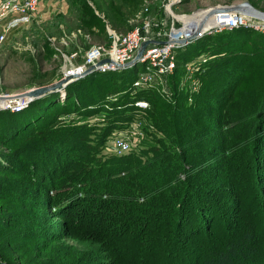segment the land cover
<instances>
[{
  "label": "trees",
  "instance_id": "1",
  "mask_svg": "<svg viewBox=\"0 0 264 264\" xmlns=\"http://www.w3.org/2000/svg\"><path fill=\"white\" fill-rule=\"evenodd\" d=\"M75 1L77 28L95 39L108 24L129 26L145 3L95 0L101 16L87 0ZM249 1L264 10V0ZM181 49L178 59L198 63L200 89L190 104L183 101L190 94L134 92L136 71L124 68L91 72L22 111H0V121L11 118L0 129L9 149L0 150V201L14 213L0 210V264L36 263L33 249L15 253L45 239L36 228L45 207L65 222L53 241L60 231L87 245L83 264H264V78H256L264 72V34L212 32ZM247 76L256 89H240ZM49 96L37 117L17 123L16 115L26 119L25 110ZM74 114L102 122L68 119ZM136 120L141 142L124 154L107 152L113 132Z\"/></svg>",
  "mask_w": 264,
  "mask_h": 264
},
{
  "label": "rangeland",
  "instance_id": "2",
  "mask_svg": "<svg viewBox=\"0 0 264 264\" xmlns=\"http://www.w3.org/2000/svg\"><path fill=\"white\" fill-rule=\"evenodd\" d=\"M170 1L171 0H145L144 9L142 8L137 12L135 17L131 18L129 26L117 30L126 33L134 26L148 21L152 29L157 32L159 36H163L169 33L174 23H178L181 19L177 18L178 16L185 15L184 19H186V24L189 23V25H186V31H188L190 27H194L195 23L198 22L197 18L203 13L198 12L199 9H205L216 5L238 3H226L220 0H183L171 6V9H169ZM53 2L56 3V7L65 13L57 9V14L52 15L51 19L43 20L40 14V6L41 3H43L41 2L31 22L23 24L19 29L12 31L8 35L6 43L0 48V94L22 93L32 88L48 85L55 79L61 78L60 76L64 68L63 52L71 53L77 50V61L81 62L84 59L83 55L92 45L109 46L110 39L106 30L103 32L100 30L98 33L99 36L96 39L84 30H82L81 33L78 32L79 28L77 27L82 25V22L77 20V10L75 9L77 6L81 8L78 1L53 0ZM158 2L160 5L154 7L153 4H157ZM63 3L66 5L63 6ZM87 3L96 14H100L96 7L95 0H87ZM100 15L103 16V14ZM193 22H195L194 25L190 26ZM212 26L213 25L210 26L207 24L206 29L208 30L209 27ZM76 30L77 35L73 36L72 34ZM95 30L99 31L98 29ZM184 31L182 33H184ZM212 35L213 34H210L208 36ZM182 53L183 50L181 48L176 52L174 60L175 68L173 73L168 76L169 80L167 87L169 88L170 94H166L165 96L174 100L177 99L179 94L183 97L186 96L185 94H187V97L190 94L191 97L189 96L188 100L183 99L184 104H190L195 94L200 89L199 77L196 76L198 70L196 66H198V63H193V68L189 69L185 64V60H182V58L178 59V56ZM259 58L261 57L259 56ZM127 68L135 70L136 72L134 74L137 76L139 72L145 69V64L138 62ZM261 70H264V62H260L258 65V71ZM256 78L257 81L262 82L261 79L264 78V72L259 73ZM255 83L256 80L252 76H247L242 85H240V89L248 87L249 91H252V89H256L259 85ZM161 91L165 93L162 89ZM53 100L54 96L40 99L34 103L32 107L25 110L24 114H26V119L20 118L17 115L15 116L17 123L23 124L26 121L33 120L40 114L41 110L39 106L43 108ZM180 101H182L181 97ZM215 112L218 111L216 110ZM100 116L101 115L98 114L89 116H76V114H74L72 116L69 115L68 119L72 118L77 122L86 121L87 125L97 127L102 122ZM10 120L11 118L6 117L4 122L0 121V129L7 126ZM0 150L9 151V149L3 145H0ZM0 176L3 175L0 174ZM4 177L7 178L6 176ZM225 178L220 177V180H227L228 182L229 177ZM44 194V192L40 193L39 196L45 197ZM30 196L31 195H29V197ZM2 206L4 208H2ZM9 206V203L6 201H0V210L1 208L3 210L7 209ZM18 210H22L20 206L18 209H15L14 212L17 213ZM45 212V216L42 217V223L36 226L37 229L41 228V235L44 236L45 239H35L28 245H26L28 241L25 242L21 246V249L15 253V256H19L23 250L27 251L33 249L32 254L34 257H37L35 264H83L85 262V254L90 251L86 250L87 245L78 241L77 238L64 235V232L60 231L59 235L61 239L53 241L52 236L57 232L56 228L62 224L64 219L53 215L49 208L46 209L45 207ZM7 213L9 214V218H11V214H14L11 213V210H4V214ZM0 214H3V211L2 213L0 212ZM15 220L17 221L16 218ZM15 220L13 218L11 221L14 223ZM36 243L40 246H36ZM15 246L16 244L12 245V248H15ZM14 263L18 264L19 262L16 261Z\"/></svg>",
  "mask_w": 264,
  "mask_h": 264
},
{
  "label": "built area",
  "instance_id": "3",
  "mask_svg": "<svg viewBox=\"0 0 264 264\" xmlns=\"http://www.w3.org/2000/svg\"><path fill=\"white\" fill-rule=\"evenodd\" d=\"M41 1L0 0V48L6 43L8 35L12 31L19 29L23 24L31 22L38 11ZM177 18L181 19L177 24L174 23L169 33L163 36H159L152 29L148 21L134 26L126 33L119 32L108 24L109 46L92 45L86 51L83 61L76 64L71 63L70 60L78 55V53H73L68 56L62 70V75L60 76L61 78L59 79L68 78L64 84L66 86L84 77V72L92 65L95 66L94 71L100 72L124 69L126 68L125 65L135 58L142 43L152 39L164 41L165 43H150L147 46L142 58L138 61L145 64V69L137 75L134 82V92L141 88L156 87L160 90L162 89L165 95H169V88L167 87L168 76L174 71V60L179 48L186 46L207 33L221 32L240 27L251 28L264 34V20L248 16L238 11H225L217 13L213 17L215 20L214 26L208 30L202 29L199 31L197 38L188 41L186 45H181L179 40L190 37L191 35L176 32L180 29L185 30V25H189V23L186 24V19H184L185 15H180ZM81 31L82 29L79 28L78 32L81 33ZM72 35L76 36L77 30ZM104 58H109L111 61L99 64ZM193 63L189 62L187 64L189 69L193 68ZM33 99L30 96L21 95V93H1L0 111H22ZM136 104L143 108L149 106V103L145 100H139ZM140 122L136 120L127 128L114 131L106 144V151L124 154L129 152L134 146H137L145 137Z\"/></svg>",
  "mask_w": 264,
  "mask_h": 264
},
{
  "label": "water",
  "instance_id": "4",
  "mask_svg": "<svg viewBox=\"0 0 264 264\" xmlns=\"http://www.w3.org/2000/svg\"><path fill=\"white\" fill-rule=\"evenodd\" d=\"M183 0H171L170 1V5L169 7L171 8V6L182 2ZM225 11H238V12H242L248 16L257 18V19H261L264 20V10L256 7L255 5H253L249 0H245L242 2H238V3H234V4H230V5H216V6H212V7H208L205 9H199L198 12H206L205 17L202 20L201 25L196 27V30H194V32L192 33V36L187 37V38H183L179 40V43L181 45H186L188 43V41L195 39L199 36V31H201L203 29V26L206 22L207 19H209V17L211 15H214L218 12H225ZM195 22L192 23V25H194ZM150 43H165L164 41H157V40H147L144 41L141 45V47L139 48L135 58L127 63L125 65V67H129L131 65H134L135 63H137L143 56L147 46ZM111 60L109 58H104L103 60H101L99 62V64L105 63V62H110ZM95 66L92 65L90 66L85 72L84 75L90 74L92 71H94ZM68 78H62L59 80H56L48 85L45 86H40V87H36V88H32L30 90L27 91H23L21 93V95L24 96H30L32 98H39L42 97L44 95H46L49 92H53L56 91L57 89H59L60 87H62L66 82H67Z\"/></svg>",
  "mask_w": 264,
  "mask_h": 264
},
{
  "label": "crops",
  "instance_id": "5",
  "mask_svg": "<svg viewBox=\"0 0 264 264\" xmlns=\"http://www.w3.org/2000/svg\"><path fill=\"white\" fill-rule=\"evenodd\" d=\"M41 2H43V3H41V6H40V9H41L40 14H41V17H42L43 20L51 19L52 18V15L57 14L56 10L59 9V8L55 6L56 3H54L53 0L52 1H50V0H42ZM65 5L66 4L63 3V6H65ZM67 5H68V2H67ZM68 7H69V5H68ZM59 11L62 12V13H65L64 11H62L60 9H59ZM73 53H76L77 54V50H75L74 52H71V53H65V52L62 53L63 54L64 64H65L66 58L68 56L72 55ZM83 56H82V58H83ZM70 62L71 63H74V64H76L77 62H79V61H77V55L74 58H72L70 60ZM54 81H56V79Z\"/></svg>",
  "mask_w": 264,
  "mask_h": 264
},
{
  "label": "bare ground",
  "instance_id": "6",
  "mask_svg": "<svg viewBox=\"0 0 264 264\" xmlns=\"http://www.w3.org/2000/svg\"><path fill=\"white\" fill-rule=\"evenodd\" d=\"M169 9H171L170 7H169ZM218 13H220V12H218ZM217 14V13H216ZM216 14H214V15H211L210 17H209V19H207L206 20V22H205V24H204V26H203V29H206V27H207V24L208 25H215V20H214V18L213 17H215V15ZM244 14V13H243ZM206 15V12H203L202 13V15H200L197 19H198V22H196L195 23V25H194V27H190L189 29H188V31H186V29H185V31L184 30H182V29H180V30H177L176 32L177 33H182L183 31H184V35H191L192 36V34L191 33H193L194 32V29L197 27V26H199V25H201V23H202V19L204 18V16ZM209 20H210V22H209ZM209 22V23H208ZM186 26V25H185ZM209 28H211V27H209ZM207 30V29H206ZM185 38H187V37H185Z\"/></svg>",
  "mask_w": 264,
  "mask_h": 264
}]
</instances>
